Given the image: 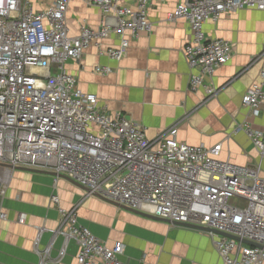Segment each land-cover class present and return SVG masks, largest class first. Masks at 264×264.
I'll list each match as a JSON object with an SVG mask.
<instances>
[{"label": "built area", "instance_id": "obj_1", "mask_svg": "<svg viewBox=\"0 0 264 264\" xmlns=\"http://www.w3.org/2000/svg\"><path fill=\"white\" fill-rule=\"evenodd\" d=\"M38 1L0 0V200L16 167L42 169L68 177L90 196L208 229L224 264H264L261 165L241 167L222 160V144L182 143L177 126L150 139L128 116L109 112L96 95L81 90L67 71L70 61H80L93 47L100 57L122 61L133 41L153 33V0H80L97 7L102 20L96 29L82 26L77 36L67 22L75 0ZM246 9L264 11V0H185L169 14V21L186 20L193 34L184 49L192 93L217 95L209 80L234 54L230 41L206 35V23ZM114 36L120 38L118 46H106ZM260 60L259 82L242 97L253 118L264 108V51ZM95 72L107 75L111 69L96 66ZM239 129L264 160V132L249 120ZM51 202L60 223L38 230L37 253L50 256L61 237L58 263L75 241L78 264H129L123 259L125 245L110 246L94 235L80 222L78 207L62 208L58 195ZM7 218L0 206V222ZM25 220L20 217V223ZM47 231L53 241L41 252Z\"/></svg>", "mask_w": 264, "mask_h": 264}, {"label": "crops", "instance_id": "obj_2", "mask_svg": "<svg viewBox=\"0 0 264 264\" xmlns=\"http://www.w3.org/2000/svg\"><path fill=\"white\" fill-rule=\"evenodd\" d=\"M45 3L47 0H39ZM185 0H153L149 18L152 34L133 41L120 61L100 57L91 48L80 61H70L67 71L78 87L96 95L111 113H123L139 124L150 139H156L177 126L178 140L192 146L222 144L221 159L238 166L261 165L264 160L239 126L249 120L264 132V108L258 118L250 116L242 104L248 89L259 82L264 51V11L246 9L227 13L218 22L209 21L205 33L211 39L230 41L231 60L209 80L217 95L189 90L191 70L185 46L193 38L184 19L169 21V14ZM102 14L97 7L75 0L67 14L71 35L84 25L98 28ZM119 36L106 46L117 47ZM96 66L111 73L101 75ZM6 190L9 217L0 222V264H78L79 246L71 241L64 260L58 263L63 239L59 237L50 256L35 251L39 228L56 229L58 208L51 198L58 195L65 209L78 207L80 222L99 239L112 246L125 245L123 259L129 264H224L213 238L207 232L153 220L88 195L65 178L13 170ZM24 215L25 223H20ZM53 235L45 232L40 251L48 248Z\"/></svg>", "mask_w": 264, "mask_h": 264}, {"label": "water", "instance_id": "obj_3", "mask_svg": "<svg viewBox=\"0 0 264 264\" xmlns=\"http://www.w3.org/2000/svg\"><path fill=\"white\" fill-rule=\"evenodd\" d=\"M14 170H21V171H26V172L46 174V175H51V176H54V177L65 178V179L71 181L72 183H74L75 185L81 187L79 184H77L76 182L72 181L68 177H66L64 175H57L56 173H53V172H50V171H45V170H42V169L27 168V167H16ZM81 188L85 189L87 191V193L89 192L88 189H86L85 187H81ZM97 197H99V196H97ZM99 198L104 200V201H106V202L112 203L113 205L121 207V208H123V209H125L127 211L133 212V213H135L137 215H140V216H143V217H146V218H150V219H153V220L166 222V223H169V224L175 225V226L187 227V228H191V229H195V230H199V231L210 232L208 229L203 228V227H198V226H193V225H188V224H181V223H172V222H170L168 220L160 219V218H157V217H154V216H150V215L138 212V211H133L131 209H128L125 206H122V205H119L117 203L111 202L108 199H105V198H102V197H99ZM217 234H220V235H223V236H227V237L232 238V239L237 240V241L240 240L239 238H237L235 236H232V235L221 234V233H217ZM245 243L255 246V244L247 242V241H245Z\"/></svg>", "mask_w": 264, "mask_h": 264}, {"label": "rangeland", "instance_id": "obj_4", "mask_svg": "<svg viewBox=\"0 0 264 264\" xmlns=\"http://www.w3.org/2000/svg\"><path fill=\"white\" fill-rule=\"evenodd\" d=\"M6 202H5V197H3L1 200H0V206H2V208H3V210L5 211V213L7 214V217H9L10 215H9V211H8V209H7V206H6V204H5ZM22 215H19V217H21ZM8 219V218H7ZM20 219V218H19ZM40 229V228H39ZM38 229V230H39Z\"/></svg>", "mask_w": 264, "mask_h": 264}]
</instances>
